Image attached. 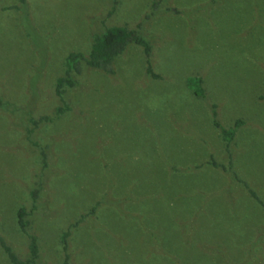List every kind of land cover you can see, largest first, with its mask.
Instances as JSON below:
<instances>
[{
	"label": "rangeland",
	"instance_id": "374dc122",
	"mask_svg": "<svg viewBox=\"0 0 264 264\" xmlns=\"http://www.w3.org/2000/svg\"><path fill=\"white\" fill-rule=\"evenodd\" d=\"M17 3L0 0L11 102L0 108V233L17 254L30 256L34 234L33 264H62V233L82 218L72 264H264V205L251 195L264 202V0H28L30 19L3 10ZM111 25L137 28L151 55L129 44L114 74L83 63L69 110L29 139L22 108L38 118L65 105L54 90L65 57ZM215 110L224 128L243 120L230 142ZM37 182L26 233L15 212ZM0 264H11L1 246Z\"/></svg>",
	"mask_w": 264,
	"mask_h": 264
},
{
	"label": "trees",
	"instance_id": "16d2710c",
	"mask_svg": "<svg viewBox=\"0 0 264 264\" xmlns=\"http://www.w3.org/2000/svg\"><path fill=\"white\" fill-rule=\"evenodd\" d=\"M21 10L22 12L26 13L27 19H30L29 10H28V0H18L17 4L11 6L3 7L4 11L9 12V10ZM115 9V8H114ZM113 14V10L109 11V15ZM22 23L25 25L26 20L23 19ZM131 43L142 45L144 48L145 53L148 57L151 55V44L149 41L144 38L138 31L137 28H129L126 25H111L106 26L102 31H96L91 39L90 49L88 52L83 51H70L67 56L65 57L64 61V72L62 75H59L56 79L54 90L55 94L58 97L59 101L65 105H59L56 108V111L53 116L50 115H42L38 118H35L33 115V108H22L27 113L29 126L27 127L28 131V138H31V135L34 134L36 129L41 127L40 125L47 122H54L56 118H61L69 110V106L65 103V94L68 88H73L77 83L78 79L77 76L83 73V63L87 64L89 67L98 68L103 70L107 73L114 74V62L121 55L127 46ZM148 72L151 73L153 76L158 77L159 75L153 72L151 63L148 66ZM188 84L194 88L195 93L203 95L204 88L202 87L203 84V77L200 75H192L188 78ZM11 102H7L4 98L0 95V108L2 109H9ZM33 104V103H32ZM15 106V105H14ZM32 106V105H31ZM216 107V104L214 105ZM214 124L218 127L224 138L229 142L232 140L238 126L243 122L242 119H237L235 122V126L232 129L224 128L220 125L218 121L217 112L214 111ZM41 156L44 159V166L45 170H47V154L44 148L41 149ZM43 188V183L37 182L34 184L32 189H30L29 193V200H30V207L22 206L19 209H16L15 217L16 222L20 226L23 232L28 233L27 225L29 223V216L37 210V202L40 197L41 190ZM251 195L257 199L262 205L264 202L259 198L257 193L251 190ZM101 204V203H100ZM99 205V204H98ZM97 206H93L90 211V214H94L96 212ZM88 215V214H85ZM82 219V218H81ZM78 219L76 222L72 223L68 230H65L62 233V243L64 249L66 251L65 258L62 264H72L70 259V254L68 252V238L72 234L73 228L77 227L81 221ZM29 239V252L30 256L28 258H21L17 252L14 250L13 246L10 245L5 237L0 233V246L4 253L6 254L8 260L11 264H33L39 257L40 254V245L39 240L34 234H28Z\"/></svg>",
	"mask_w": 264,
	"mask_h": 264
}]
</instances>
